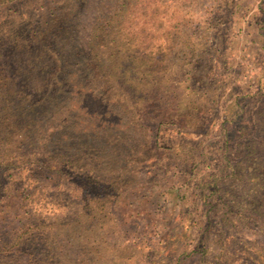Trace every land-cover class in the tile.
Masks as SVG:
<instances>
[{"label": "rangeland", "instance_id": "obj_1", "mask_svg": "<svg viewBox=\"0 0 264 264\" xmlns=\"http://www.w3.org/2000/svg\"><path fill=\"white\" fill-rule=\"evenodd\" d=\"M101 23L141 58L138 95L151 100L100 107L90 183L76 164L37 177L22 219L19 202L0 203V264H264L246 155L264 102V0H0V62L39 29L83 45ZM27 226L33 240L13 246Z\"/></svg>", "mask_w": 264, "mask_h": 264}, {"label": "trees", "instance_id": "obj_2", "mask_svg": "<svg viewBox=\"0 0 264 264\" xmlns=\"http://www.w3.org/2000/svg\"><path fill=\"white\" fill-rule=\"evenodd\" d=\"M60 30L73 31L67 26ZM91 34L97 41L50 44L51 30L39 29L13 45L20 51L17 62H0V203L19 202L10 211L14 219L26 213L21 202L30 200L37 177L68 175L78 164L77 177L92 181L95 163L90 161H100L95 151L106 146L108 113L100 107L127 109L140 99L151 100L138 95L137 87L147 80L141 75L147 71L137 67L140 57L133 48L104 40L108 33L102 23ZM254 121L257 130L246 146L249 177L255 180L250 188L264 196V102ZM30 229L17 233L12 245L20 248L32 241Z\"/></svg>", "mask_w": 264, "mask_h": 264}]
</instances>
